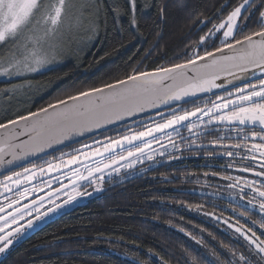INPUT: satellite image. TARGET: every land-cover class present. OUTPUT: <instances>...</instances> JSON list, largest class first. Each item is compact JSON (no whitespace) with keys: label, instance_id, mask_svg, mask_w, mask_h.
<instances>
[{"label":"snow or ice","instance_id":"1","mask_svg":"<svg viewBox=\"0 0 264 264\" xmlns=\"http://www.w3.org/2000/svg\"><path fill=\"white\" fill-rule=\"evenodd\" d=\"M138 7V0H0V169H3L0 196L14 193L13 197L5 196L7 203L0 204V213L13 209L7 215H0V255L8 254L14 242L34 227L32 219L26 225L19 224L26 215L31 216L35 211V220L40 221L78 197L91 196L92 193L81 191L82 181L97 184L94 190L102 191L99 185L108 169L118 174L121 168L134 169L144 160L155 161L157 154L178 159L169 147L182 151V144L174 138L179 137L190 150L196 146L209 156L231 158L223 168L235 167L238 172L255 177L220 176L228 181L231 211L246 218L245 223L239 219L231 223V217L223 219L243 250L238 251L236 246L223 241L218 247L211 245L203 236L180 227L179 231L195 242V246L184 249V264H264V0H240L235 5L224 0L218 11L230 8L225 18L219 23H213L211 18L200 21L205 27L208 23L212 27L195 42L191 54L184 53L186 58L182 62L151 71L133 67L122 78L100 86L69 85L62 95L35 111L21 112L16 107L24 89L33 90L35 76L53 71L71 55L79 58L100 32L107 29L109 19L120 32L126 30L122 26L125 18L129 27L139 31ZM163 13L161 7V19ZM252 24L255 28L250 27ZM215 89H223V94L214 92ZM206 93H212L215 99L198 96ZM187 104L192 107H184ZM161 106L168 108L167 113L160 111ZM147 109H156L160 119L143 125L141 130H130L116 139L109 137L107 143L94 141L95 148L85 143L71 152L60 151L59 156L53 155L40 164L28 160L46 154L54 145ZM181 129L187 130L189 137H184ZM214 134L215 138L209 141L212 151L197 144L201 137ZM163 140L167 141L161 144L163 150L152 149L153 143L160 144ZM225 140L234 142L225 143ZM216 148L223 151L217 152ZM95 157L100 159L95 160L94 167L83 163ZM237 161L241 163L237 165ZM25 162L30 166H25ZM80 164L83 171L72 167ZM63 169H68L63 177L69 184L61 183L60 188L48 193V203L53 207L43 213L39 211L44 207L43 196L23 207H15L32 193L51 188V179L43 177ZM95 174H101L99 181L92 179ZM204 176L208 177L209 173L205 172ZM69 186L71 191H67ZM61 191L67 199L63 204H55L52 196L57 194L59 198ZM201 208L202 205H197L194 210ZM204 215L221 220L215 213ZM249 221L250 226H246ZM13 225L18 226L13 228ZM159 259L162 264H168L163 257ZM133 264H149V260L137 256Z\"/></svg>","mask_w":264,"mask_h":264},{"label":"trees","instance_id":"2","mask_svg":"<svg viewBox=\"0 0 264 264\" xmlns=\"http://www.w3.org/2000/svg\"><path fill=\"white\" fill-rule=\"evenodd\" d=\"M223 2L138 0L139 31L129 27L125 18L122 26L126 30L120 32L114 29L109 19L107 29L100 32L92 46L80 53L79 58L74 55L53 71L35 76V90L19 100L16 107L21 112L35 111L62 95L69 85L77 88L100 86L122 78L133 67L151 71L159 66L182 62L186 58L184 53L189 51L191 54L190 49L195 42L212 27L211 23L205 27L200 21L211 18L213 23H219L225 18L230 8L218 11ZM239 2L231 0L232 5ZM161 7H164L163 19ZM250 27L255 28V24ZM37 87H40L39 91ZM211 98L215 99V96ZM159 119H143L134 126L112 129L98 135L97 140L118 138L134 127L141 130L143 125ZM219 127L223 128L222 125ZM181 134L189 137L187 130L181 129ZM174 138L182 144V151H171L178 159L170 160L166 155L158 164L149 166L145 162L112 181H106L102 191L92 197L59 209L0 261L3 264H133L138 256L149 260V264H162L160 257L168 264H184V249L188 245L195 246V242L180 232V227L198 237L203 236L211 245L218 247L223 241L236 246L238 251L243 250L236 244L232 230L227 228L223 219L231 217V223L237 219L245 223L246 218L237 217L231 211L230 201L216 196L227 197L228 181L220 179V176L242 175L251 179L250 174L240 173L235 167L223 168L222 165L230 161L229 157H212L196 146L190 150L186 142L179 137ZM214 138L215 134L201 137L197 144H203L212 151L209 141ZM89 140L70 145L35 163L40 164L53 155L59 156L60 151L71 152ZM215 151L223 149L216 148ZM240 163L237 161V165ZM205 172L209 173L208 177L204 176ZM197 205H202L200 211L194 210ZM206 212L221 216V220L205 216ZM246 226H250V221Z\"/></svg>","mask_w":264,"mask_h":264},{"label":"rangeland","instance_id":"3","mask_svg":"<svg viewBox=\"0 0 264 264\" xmlns=\"http://www.w3.org/2000/svg\"><path fill=\"white\" fill-rule=\"evenodd\" d=\"M89 48H90V47H89ZM89 48H88V49H89ZM86 50H87V49H86ZM86 50H85V51H86ZM73 56H74V55L69 56L68 58H66L65 60H63L62 63H60L59 65H56L54 68H57V67L62 66V65L65 63L66 60H68L69 58H71V57H73ZM33 86H34V85H33ZM33 90H35V86L33 87ZM33 90H32V91H33ZM32 91H29L28 89H24L23 93L18 97V100H22V99H24L25 96L28 95V94H30ZM204 119L207 120V117H205ZM126 134H127V133H126ZM159 135H161V134H158L157 136H159ZM114 139H116V138H114ZM94 141H97V140L89 141V142H87V144H90V145H92L93 148H95V147H97V145L94 143ZM99 141H101L102 143H107V142H108V139H107V138H101ZM166 143H167L166 140L161 141L160 144L153 143V144H152V149H156V150H158V151H159V150H163V149L161 148V144H166ZM84 144H85V143H84ZM81 146H82V145H80V146L77 147V148H81ZM125 147H128V146L125 145ZM82 150H84V151H89V149H82ZM116 151L119 152L120 149H116ZM169 151H170V152L172 151V149H171L170 147H169ZM162 157H163V156H160V155L157 154V155H156V159H155V161L144 160L143 163L146 162V163H148L149 166H153V165H155V164H158L157 161H158V162H161V158H162ZM98 159H100V158H99V157H95V158H93V159H89V160H87V161H83V163H86V164H88V165L94 167V166H95V160H98ZM122 163H123V162H122ZM139 164H141V163H137L136 166L139 165ZM72 167H73V168L79 167V168H81V170L83 171V166H82V164H80V165H73ZM129 170H131V169H129ZM129 170H125V169L121 168V171H120L118 174H117L116 172L112 171L111 169L106 170V171L103 173V175H104V181H103V183L100 184L99 186H100L101 188H103V185H104V183H105L106 181H112V180H114L115 178H117L118 176H120L121 173H123V172H127V171H129ZM67 171H68V169H63L62 172H57V173H52V174L46 175V176L43 177V179H45V180L51 179V181H53V180H55V177H56V176L63 177V172H67ZM108 172H112V175H111L110 177H109V175H108ZM85 174H86V173H85ZM99 175H101V174H95V175L92 177V179L99 181ZM65 181L67 182L66 185L69 184L68 179H65ZM33 183H35V181H34ZM81 183L84 185V187L81 189V191H85V190H86L87 192L92 193L91 196H93V195H95L96 193L99 192V191H95V190H94V189L98 186L97 184L89 183V181H82ZM58 184H59V183H58ZM27 186L30 187L31 185H27ZM67 191H71V186H69V188L67 189ZM9 193H11V192L4 193V195L9 194ZM58 196H59V198H57V194H54V195L52 196V199L55 201V204L60 203V202L63 203L64 200L67 199V196L64 194V191H61V192L58 194ZM0 197H1V196H0ZM89 197H90V196H82V197H78L77 200L74 201L73 203H76V202H78V201L85 200V199H87V198H89ZM73 203H72V204H73ZM72 204L67 205V207L71 206ZM51 206H53V205L48 203V197H46V198H45V201H44V207H41L39 210H41V209H45V208H49V207H51Z\"/></svg>","mask_w":264,"mask_h":264},{"label":"water","instance_id":"4","mask_svg":"<svg viewBox=\"0 0 264 264\" xmlns=\"http://www.w3.org/2000/svg\"><path fill=\"white\" fill-rule=\"evenodd\" d=\"M228 79H231V77H228ZM213 91L219 94V93H222L224 90L223 89H215ZM198 96L201 99H203V98L211 97L213 95H212V93H206V94H198ZM186 99H195V98H186ZM179 103L182 104L183 102H179ZM173 106L175 107L176 104L174 103ZM160 111H163V112L167 113L168 108L164 107V106H161ZM156 112H157L156 109H147L145 112L138 113L134 117H126L122 121H115L113 123L106 124V125L102 126L100 129L93 130L91 133H86L84 136H77V137H74L70 141H65L64 144L54 145L53 148L46 150V154L45 153H40V154H38V157H29L28 160L32 161V162H35V161H37V160H39V159H41L43 157H46V156H48V155H50L52 153H55V152H57V151H59L61 149H64V148H66V147H68L70 145H73L75 143H78V142L85 141L87 139L96 137V136H98V135H100V134H102L104 132L110 131L112 129H116V128H119V127H122V126H126V125L134 126V125H137L138 122H140L143 119H147L148 120V119H153V118L159 117L158 115H156ZM193 119H195V118H193ZM170 130L171 129H169L168 131H170ZM158 134L159 133H157L156 135H158ZM27 165H29V164L27 162H25V166H27ZM16 170H18V168ZM0 172H3V169H0ZM209 196H212V195H209ZM90 197H92V196H90ZM220 197L221 196H216V198H218L220 200L229 201V199L227 197H225L224 199H221ZM31 198L32 197H28L27 199L22 200L18 205L22 204L23 202H25V201H27V200H29ZM18 205H15V207L18 206ZM9 210H11V209H6L5 212H7ZM1 214H3V213H0V215ZM34 221H36V220L34 219Z\"/></svg>","mask_w":264,"mask_h":264},{"label":"flooded vegetation","instance_id":"5","mask_svg":"<svg viewBox=\"0 0 264 264\" xmlns=\"http://www.w3.org/2000/svg\"><path fill=\"white\" fill-rule=\"evenodd\" d=\"M131 127V126H130ZM134 129L136 130L137 128H135L134 127ZM134 129H131L132 131L134 130ZM137 131V130H136ZM116 136V135H115ZM114 136V137H115ZM99 138V136H96V137H93V138H90L91 140H89V141H93V140H97ZM48 159V158H47ZM50 159V158H49ZM43 162V161H42ZM41 162V163H42ZM20 169H18L17 171H19ZM250 174V173H249ZM250 177H251V179H254L255 177H253L251 174H250ZM0 178H2V176L0 177ZM59 183V184H58ZM61 183H63V184H66L67 182L65 181V178L64 177H61V179L60 180H53L52 181V183H51V188H49V187H44L43 188V191H39V192H35V193H32L29 197H32L31 199H29V200H27V201H25V202H23L22 204H20V205H18V206H16V207H23V205L24 204H30L31 203V201L32 200H36V199H38L40 196H43V197H48V193L50 192V191H52V192H54V190L55 189H57V188H60V186H61ZM5 196H7V197H13L14 196V193L13 192H11V193H9V194H6V195H3V196H1L0 197V204H4V203H7V201L5 200ZM22 201V200H21ZM20 201V202H21ZM57 204H63V203H57ZM54 206V205H53ZM53 206H51V207H53ZM47 209L48 208H45V209H41V210H39L41 213H43V212H45V211H47ZM11 211H13V209H11V210H9V211H7V212H5V213H3V214H1V215H7V213L8 212H11ZM59 211V210H58ZM57 211V212H58ZM57 212H55V213H49V215L47 216V217H45L43 220H40V221H35V224H34V227L32 228V229H27L25 232H24V235L19 239V240H17V241H15L14 242V244H13V246L10 248V250H9V252L13 249V248H15L16 246H17V244H19L23 239H25V237L29 234V233H31L32 231H34L36 228H38V227H40L42 224H44L45 222H47L54 214H56ZM36 215H37V213L34 211L33 213H32V215L31 216H25V218L23 219V220H21L20 222H19V224L20 225H26L27 224V221L29 220V219H32V220H34L35 219V217H36ZM18 225H13L12 227L13 228H15V227H17ZM7 255V254H6ZM6 255H0V260H2Z\"/></svg>","mask_w":264,"mask_h":264}]
</instances>
